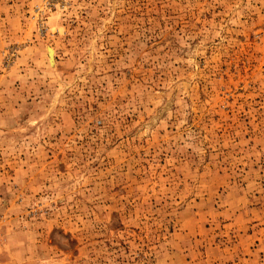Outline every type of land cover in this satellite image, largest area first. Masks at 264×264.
<instances>
[{
    "label": "rangeland",
    "instance_id": "1",
    "mask_svg": "<svg viewBox=\"0 0 264 264\" xmlns=\"http://www.w3.org/2000/svg\"><path fill=\"white\" fill-rule=\"evenodd\" d=\"M0 264H264V0H0Z\"/></svg>",
    "mask_w": 264,
    "mask_h": 264
},
{
    "label": "water",
    "instance_id": "2",
    "mask_svg": "<svg viewBox=\"0 0 264 264\" xmlns=\"http://www.w3.org/2000/svg\"><path fill=\"white\" fill-rule=\"evenodd\" d=\"M48 55H49L50 62H53V50L51 47H48Z\"/></svg>",
    "mask_w": 264,
    "mask_h": 264
}]
</instances>
